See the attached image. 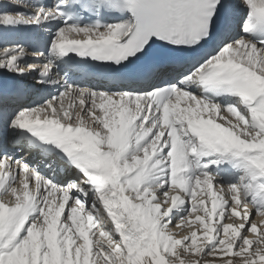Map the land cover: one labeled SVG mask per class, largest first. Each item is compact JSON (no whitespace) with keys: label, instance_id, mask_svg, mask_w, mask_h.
Segmentation results:
<instances>
[{"label":"snow or ice","instance_id":"obj_1","mask_svg":"<svg viewBox=\"0 0 264 264\" xmlns=\"http://www.w3.org/2000/svg\"><path fill=\"white\" fill-rule=\"evenodd\" d=\"M0 264H264V0H0Z\"/></svg>","mask_w":264,"mask_h":264}]
</instances>
